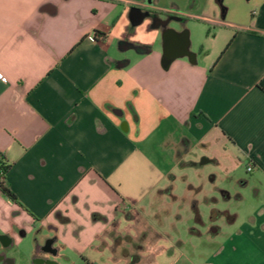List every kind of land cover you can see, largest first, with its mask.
Returning <instances> with one entry per match:
<instances>
[{"label":"crops","instance_id":"obj_1","mask_svg":"<svg viewBox=\"0 0 264 264\" xmlns=\"http://www.w3.org/2000/svg\"><path fill=\"white\" fill-rule=\"evenodd\" d=\"M246 1L248 17L223 22L215 0H0V155L14 197L0 191V264H160L169 240L141 220H202L188 173L204 178L201 160L255 201L231 262L264 264V0ZM131 8L221 37L164 69L165 28L132 27Z\"/></svg>","mask_w":264,"mask_h":264},{"label":"rangeland","instance_id":"obj_2","mask_svg":"<svg viewBox=\"0 0 264 264\" xmlns=\"http://www.w3.org/2000/svg\"><path fill=\"white\" fill-rule=\"evenodd\" d=\"M249 4L250 1L246 0H224L222 8L226 12L223 22L230 20L239 22L248 17ZM216 8V18L220 20L221 9L218 6ZM179 19L180 31L188 33L189 50L192 53L207 51L216 42L215 34L219 36L218 40L221 37L222 31L215 24L184 17ZM119 56L133 58V51H127ZM226 162L229 163L227 160ZM197 168L205 173L204 178L197 176L193 169L188 170V173L189 180L194 185H201L204 190V194L196 195L197 208L202 220L200 222H196L195 218L194 220H141V226L144 225L145 233H156L169 240L168 252L158 259L160 264L169 262L171 264H238L231 262L230 259L228 252L230 238L240 231L241 225L256 210L252 192L237 186L238 180L233 181L234 176L231 178L217 165L208 164ZM236 177L247 179L248 175L239 169ZM185 214L187 212L183 213ZM228 216L234 217L235 221L229 222ZM124 221L123 227L129 225L128 220ZM201 222L205 225L202 226ZM211 228H216L218 233L210 234ZM140 243L142 241H139ZM154 260L153 255L149 258L145 257L143 264H154Z\"/></svg>","mask_w":264,"mask_h":264},{"label":"water","instance_id":"obj_3","mask_svg":"<svg viewBox=\"0 0 264 264\" xmlns=\"http://www.w3.org/2000/svg\"><path fill=\"white\" fill-rule=\"evenodd\" d=\"M218 6L221 8V18L224 19L226 10L222 8L224 0H215ZM128 21L132 27L140 26L146 20H152V15L148 11H142L140 8H131L128 11ZM171 22L181 25V20L178 18H170L165 22L164 27L161 31V42H162V58L161 62L165 60L167 69L169 64L176 60L185 58L190 64H195V54L189 50V36L185 31L177 32L172 28H168L167 25ZM152 29H158L159 26H152ZM121 115V114H120ZM207 163V160H201L200 166Z\"/></svg>","mask_w":264,"mask_h":264},{"label":"trees","instance_id":"obj_4","mask_svg":"<svg viewBox=\"0 0 264 264\" xmlns=\"http://www.w3.org/2000/svg\"><path fill=\"white\" fill-rule=\"evenodd\" d=\"M223 10H224V8H223ZM166 62H165V60H163L162 61V66L163 67H166ZM1 170H2V172H3V177H4V182L2 183V185L0 186V191H1V193L3 194V195H5V196H7L9 199H11V200H13L14 199V197H13V195L12 194H10V192L5 188V176H6V173H7V171H8V169H9V166H7L4 162H3V158L1 157ZM63 223L64 222H66V220H61ZM195 221L196 222H200V220H199V216H198V214H196L195 215ZM228 221L229 222H233L234 221V217H232V216H228ZM139 262V258L138 257H132L131 258V262H130V264H137Z\"/></svg>","mask_w":264,"mask_h":264},{"label":"flooded vegetation","instance_id":"obj_5","mask_svg":"<svg viewBox=\"0 0 264 264\" xmlns=\"http://www.w3.org/2000/svg\"><path fill=\"white\" fill-rule=\"evenodd\" d=\"M142 11H148V10H145V9H141ZM151 13V15L153 16L152 17V20H149L150 21V26H159V27H162L163 25H165V22L170 19L171 17L170 16H166L164 17L163 19H159L155 14H153L151 11H148ZM215 229H212V231H214Z\"/></svg>","mask_w":264,"mask_h":264},{"label":"built area","instance_id":"obj_6","mask_svg":"<svg viewBox=\"0 0 264 264\" xmlns=\"http://www.w3.org/2000/svg\"><path fill=\"white\" fill-rule=\"evenodd\" d=\"M0 162H1V155H0ZM253 170V165L252 164H247L246 166V172L250 173ZM4 182V177H3V172L1 170V163H0V186L2 185V183Z\"/></svg>","mask_w":264,"mask_h":264}]
</instances>
